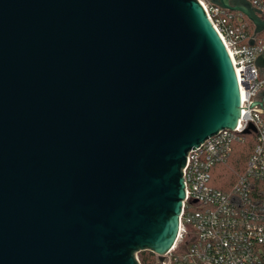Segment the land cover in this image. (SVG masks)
I'll list each match as a JSON object with an SVG mask.
<instances>
[{"label":"water","instance_id":"water-1","mask_svg":"<svg viewBox=\"0 0 264 264\" xmlns=\"http://www.w3.org/2000/svg\"><path fill=\"white\" fill-rule=\"evenodd\" d=\"M210 2L264 32L249 1ZM238 85L198 0H0V264L163 263L187 155L235 130Z\"/></svg>","mask_w":264,"mask_h":264},{"label":"built area","instance_id":"built-area-1","mask_svg":"<svg viewBox=\"0 0 264 264\" xmlns=\"http://www.w3.org/2000/svg\"><path fill=\"white\" fill-rule=\"evenodd\" d=\"M198 1L239 79L241 116L235 130H224L188 153L178 238L157 264H264V107L256 104L264 92V67L256 63L264 54V36L250 32L244 15ZM247 1L264 20V0ZM247 136L254 145L245 170L231 186L216 187L215 170Z\"/></svg>","mask_w":264,"mask_h":264},{"label":"trees","instance_id":"trees-1","mask_svg":"<svg viewBox=\"0 0 264 264\" xmlns=\"http://www.w3.org/2000/svg\"><path fill=\"white\" fill-rule=\"evenodd\" d=\"M248 22L250 32L253 33V24L244 17ZM254 145L253 136H247L245 142L235 145V149L230 159L215 170L214 185L219 188H227L231 186L236 178L245 170L247 160L252 152ZM141 264H156L155 254L150 251H143L138 254Z\"/></svg>","mask_w":264,"mask_h":264},{"label":"rangeland","instance_id":"rangeland-1","mask_svg":"<svg viewBox=\"0 0 264 264\" xmlns=\"http://www.w3.org/2000/svg\"><path fill=\"white\" fill-rule=\"evenodd\" d=\"M262 36H264V32L262 33ZM155 259H156V264H157V262H158V256L157 255H155Z\"/></svg>","mask_w":264,"mask_h":264}]
</instances>
